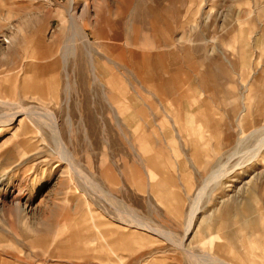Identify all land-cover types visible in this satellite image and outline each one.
Listing matches in <instances>:
<instances>
[{"label": "rangeland", "instance_id": "rangeland-1", "mask_svg": "<svg viewBox=\"0 0 264 264\" xmlns=\"http://www.w3.org/2000/svg\"><path fill=\"white\" fill-rule=\"evenodd\" d=\"M174 3L0 0V264H236L235 248L264 264V0ZM141 109L160 133L148 159L116 126Z\"/></svg>", "mask_w": 264, "mask_h": 264}, {"label": "bare ground", "instance_id": "bare-ground-1", "mask_svg": "<svg viewBox=\"0 0 264 264\" xmlns=\"http://www.w3.org/2000/svg\"><path fill=\"white\" fill-rule=\"evenodd\" d=\"M73 22V21H72ZM71 22V23H72ZM74 23V22H73ZM75 27H76V25H75ZM70 31H71V34L72 35H75V34H80V37L84 40V41H86L87 42V40H86V36H85V34H84V32H80V31H77V33L75 32V30H74V28H73V24H71V26H70ZM77 30V29H76ZM71 35V36H72ZM85 42V43H86ZM71 45V46H70ZM69 46V48H67L68 50H69V53H68V55H64V70H65V72H66V65H67V58H68V56H71L72 54H73V42H72V44H70ZM88 47V46H87ZM88 52V51H87ZM255 53V52H254ZM63 57V56H62ZM89 57V56H88ZM254 57V56H253ZM253 59V58H252ZM90 60V59H89ZM92 62V61H91ZM90 63V62H89ZM153 64H154V62H153ZM91 66H92V73L94 74V70H93V65L92 64H90ZM135 68L136 69H141V68H139V66L138 65H136L135 66ZM156 67H152V71H151V75L154 77V78H157V72H156ZM113 71V70H112ZM257 71V70H256ZM135 72V71H134ZM144 73V72H143ZM66 75V77H67V74H65ZM139 75V78L142 76V74H138ZM69 77V76H68ZM126 77V76H125ZM123 75H116V76H109V77H107V85H108V87H109V89H110V92H112V95H110V98H112V100H115L116 98L115 97H117L119 94H120V96L119 97H121V96H123V97H127L126 96V94H127V90L126 89H120L119 87L120 86H122L123 84H124V81H127L126 80V78H125ZM94 79V78H93ZM66 80H67V78H66ZM92 81V80H91ZM96 81V80H95ZM128 82V81H127ZM243 82V81H242ZM95 83V82H94ZM97 83V82H96ZM124 86V85H123ZM106 88V87H105ZM175 88L178 90H176V92H178V98L180 99V100H184V99H187L188 98V95L186 94V93H183V91H182V89H181V87L180 86H175ZM178 88H180L181 90H179ZM66 89H68V85L66 86ZM133 92V91H132ZM259 93V92H258ZM134 95V94H133ZM136 95V94H135ZM138 98V97H137ZM246 99V98H245ZM144 105V104H143ZM145 106V105H144ZM146 107V106H145ZM241 107V106H240ZM22 108V107H21ZM148 109H149V107H147ZM242 109V108H241ZM37 110V109H36ZM43 110V109H42ZM41 110V111H42ZM45 110V109H44ZM17 111V110H16ZM22 114H25L26 116H31V115H34V113H32L31 112V110H28V109H23L22 111H20ZM243 112V111H242ZM19 113V112H18ZM15 114H16V112H15ZM161 114V113H160ZM160 114H158V115H160ZM36 115V114H35ZM44 115H50L49 114V112H47L46 110L45 111H43V113H42V115H38L39 117H40V119L39 120H42L43 119V116ZM51 116V115H50ZM50 116H48V118L50 119ZM159 117V116H158ZM52 118V117H51ZM128 118H130L131 120H132V124L130 125V124H128V126H126V125H123V126H121V125H119V124H117L118 122H116V126H117V129L119 130V132H120V134H121V137L123 138V140H124V142L125 143H127L128 144V146H129V148H130V150L134 153V155H136V157L138 158H140V159H148V157L151 155V153L152 154H155L156 152H154V148L155 147H157V146H155L154 147V145H156V143L159 141V135H160V133H159V127H158V125H156L157 123H155L154 121H153V116L151 115V112L150 113H148V111L147 110H144V109H141V110H139V111H137V112H134V113H132V115H131V117H130V115L128 116ZM167 118H168V121L171 123V125H172V127L174 126V127H176V122L177 121H175V119H173V118H171V117H169V116H167ZM125 119H127V118H125ZM189 119H190V121L188 122V124H190V122L192 123V121H191V118H190V116H189ZM36 120H37V118H36ZM47 120V119H46ZM53 120V119H52ZM51 119L50 120H48V121H52ZM136 120H138V122L136 121ZM54 121V120H53ZM126 121V120H125ZM127 121H129V119H127ZM31 122V121H30ZM43 122V121H42ZM163 122H165L166 123V121L165 120H162V123ZM168 122V123H169ZM243 122H245V119H244V121ZM45 122H43V124H44ZM114 123V122H113ZM44 125H49V124H44ZM125 127V131H123V128ZM167 127V126H166ZM171 127V126H170ZM47 128L50 130V132H51V135L53 136L52 137V140L53 141H55L56 143H57V146H58V148H60V150L63 148V145L61 144L62 142L59 140V132H58V129H57V126L55 125V124H53V125H51V126H47ZM162 130V129H161ZM261 130H262V128H261ZM264 130V129H263ZM176 132V131H175ZM255 132V131H254ZM260 132V131H259ZM257 134V133H256ZM255 134V135H256ZM249 135V134H248ZM254 135V136H255ZM253 136V135H252ZM252 136H250V137H252ZM248 137V136H247ZM260 137V136H259ZM162 138V137H161ZM244 140L245 139H247L246 137L245 138H243ZM236 141V140H235ZM260 142H262V140L260 141ZM259 142V143H260ZM239 143V142H238ZM242 143V142H241ZM240 143V144H241ZM239 144V145H240ZM159 145V144H158ZM238 145V144H237ZM264 146V143H263V145H262V147ZM261 147V145H260V148H262ZM235 148H236V146H235ZM233 149H234V146H233ZM238 149V148H237ZM235 150V149H234ZM233 150V151H234ZM257 154H258V152H257ZM65 157H67L68 158V161L70 162V157H71V155H70V153L69 152H66L65 154ZM63 156V155H62ZM234 156V155H233ZM256 156V155H255ZM253 158H254V156H253ZM139 159V160H140ZM245 159V158H244ZM251 160V159H250ZM255 160V159H254ZM243 161V160H242ZM251 162V161H250ZM247 163V162H246ZM72 164V163H71ZM240 167H242V166H240ZM249 167V166H248ZM223 169V167L222 166H217V168L215 169V170H213L210 174H209V176L206 178V180L203 182V185H202V187L200 188V194L202 193L201 191L202 190H204V188H205V186L211 181V179L219 172V170L220 169ZM240 169V168H239ZM77 170V172H78V169H76ZM236 170V169H235ZM237 170H238V168H237ZM222 171V170H221ZM231 171V170H230ZM233 172V171H232ZM145 173V172H144ZM229 173V172H228ZM242 173H244V172H242ZM219 174V173H218ZM226 175V174H225ZM241 175V174H240ZM223 176H224V174H223ZM223 176H221V177H223ZM227 176V175H226ZM215 181V180H214ZM105 195H107V194H105ZM203 195V194H202ZM110 197V196H109ZM197 197V196H196ZM115 201V200H114ZM113 201V202H114ZM112 202V203H113ZM118 205V204H117ZM122 206V205H121ZM194 207V206H193ZM119 208V207H118ZM116 209V211L117 212H119L120 214H121V216H123V218H124V220L126 221V222H130L129 220H131L133 223L132 224H134L135 226H136V228L138 227V228H141V229H143L144 231H147V232H149V233H151V234H160V232L159 231H157V230H155V229H152L146 222H144L142 219H140L138 216H136L135 215V213L134 212H132L130 209H128V208H126V207H122V208H120L121 210H118L117 208H115ZM190 212H189V214H188V217L190 216ZM189 222H190V218H189ZM131 224V223H130ZM117 228V227H116ZM112 231H114V233H121L119 230H114V229H111ZM155 232V233H154ZM188 231H186V233H187ZM105 233V232H104ZM217 233V235L219 236L218 237V239L220 238L221 239V236L218 234V232H216ZM234 235V234H233ZM112 236V235H111ZM166 236V235H165ZM164 235H163V238H167V237H165ZM233 238V237H232ZM167 240V239H166ZM170 240V239H169ZM171 241V240H170ZM172 242V244H174V245H176V241H171ZM176 242V243H175ZM103 243H104V245H105V247H107L109 250V252L111 253V251H112V243L113 242H111V240L110 241H103ZM179 245V244H178ZM254 246V245H253ZM100 247H101V245H100ZM176 247V246H175ZM211 248H213L212 250L214 251V252H220V251H217V250H219V247H218V245H214L213 247H211ZM220 248H221V246H220ZM254 248H257L256 246H254ZM234 250H238L237 248H235ZM234 250H233V252L232 251H227V250H225L226 251V253H228V254H231V255H233V258H235V260H236V264H259V263H253V261H251V260H248L247 261V258L244 256V254L242 255V256H234V255H237V254H234V253H236V252H234ZM232 252V253H231ZM241 252V251H240ZM241 255V254H240ZM246 256H249V254H245ZM189 257H190V259H197V256H193V255H189ZM201 258H204V257H201ZM206 258V257H205ZM208 258V260H212V261H214V262H218V263H220V264H229L228 263V261H226V260H223V259H218V258H209V257H207Z\"/></svg>", "mask_w": 264, "mask_h": 264}, {"label": "crops", "instance_id": "crops-1", "mask_svg": "<svg viewBox=\"0 0 264 264\" xmlns=\"http://www.w3.org/2000/svg\"><path fill=\"white\" fill-rule=\"evenodd\" d=\"M176 0H171V10H172V12H173V9L174 8H176V7H174V5H172V4H175L174 2H175ZM167 8V7H166ZM166 8H163V9H166ZM157 18V19H156ZM156 18H155V20H158V17L156 16ZM162 20V19H161ZM165 20V21H164ZM163 26H162V28H163V33H162V39L164 40V43L165 42H169V40H170V35H173V33H174V30H173V27L171 26L172 25V23H170L169 21H168V19H167V17H164L163 18ZM156 23L158 24L159 22L158 21H156ZM157 27H158V25H157ZM171 28V29H170ZM171 67H173V65H171ZM164 82V87H166L165 88V92L166 93H164L163 92V94H165V98L167 97V96H172V94H170V93H172V89L174 88V86H173V88H172V86H169V85H167L168 84V82H166V81H163ZM175 89V88H174ZM177 95V94H176ZM174 98H175V96H174Z\"/></svg>", "mask_w": 264, "mask_h": 264}]
</instances>
